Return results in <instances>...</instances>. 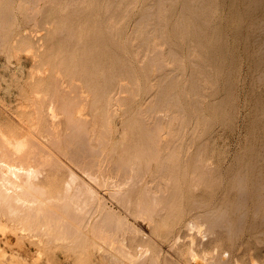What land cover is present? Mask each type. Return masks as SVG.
I'll list each match as a JSON object with an SVG mask.
<instances>
[{
  "label": "rangeland",
  "instance_id": "rangeland-1",
  "mask_svg": "<svg viewBox=\"0 0 264 264\" xmlns=\"http://www.w3.org/2000/svg\"><path fill=\"white\" fill-rule=\"evenodd\" d=\"M184 1H162L161 7L165 13L163 18L166 17L161 23L163 33L150 32L152 47H146L141 45L143 40H140L139 36L142 25L136 22L142 15L145 16L148 12L147 7L154 4L155 0H132V2L116 0L114 3L112 0L109 2L107 0H0V126L5 130L17 131L15 138L20 136L19 132L24 134L23 129L25 134H30L36 128L33 126L34 128L28 129L31 121L30 125L33 121L36 122L35 117L33 120V115L36 116V113L34 111L32 113L33 109L30 112L31 92L34 89L47 90L51 85L54 88L62 86L66 90H73L77 94L75 96H81L78 114L84 119L94 121L95 115L100 112L91 108L94 94L93 85L89 83L93 70L96 74V68L93 66L87 71L84 60L85 38L89 33H93L94 28V21L86 25L88 10L91 6L97 7V15L102 18L105 13L104 7L108 4L109 7L112 5V10L116 8L119 11L115 15L122 17L124 21L118 25L116 39L120 45L119 49L126 54L128 66L130 64L133 67L131 69L134 75L129 74L130 77L123 75L120 78L122 86L115 92L118 106L108 117L109 122L98 126L97 129V133H101L110 142L103 151L112 156L110 160L108 158L101 161V166L96 169L99 175V181H96L82 170L83 163L87 159L75 157V147L72 143L54 144L46 137L45 147H49L58 155L61 165H57L46 175L47 182L44 178L51 188L50 193L46 192L47 196L44 197L49 195L47 199H50V195L56 196L57 190L64 188V181L69 179V170H72L79 182L89 184L99 198L105 201L106 207L114 210L116 218L121 217L126 220L127 225L129 223L137 228L135 232L133 227L128 225L127 228L132 227L129 230L125 227L128 232L123 230V227L119 230L121 235L116 233L120 237L116 235V242H119H112L111 246L114 247L115 252L113 254L107 252L112 249L109 246V237L107 242L103 241L100 235L96 234L97 230L95 229V232L92 227L86 229L88 230L86 238L82 237L83 240L77 238L79 242L83 241L82 244L77 242V239L51 240L47 238L48 235L39 232L24 233L20 229L11 227L6 232L0 230L1 248L9 253L15 252L21 255L26 259V264H195L196 262L190 257L192 251L205 256L200 259L202 264H264V227L260 226L253 232L251 229V225L259 222L261 218L260 221H263L264 218V213L261 211L264 208V185L260 188L261 191L258 190L263 197V200L258 199L262 202L260 205L258 200L255 202L249 198L250 194L246 195L248 200L244 199L245 194L237 197L240 201H236V195H242L241 192L234 191L229 194L228 199H231L232 204L234 203L232 206L236 210L238 205H242L241 209L238 206L240 212L234 210L237 213L236 217L248 209L244 213L246 218L244 214L242 216L241 222H244L241 223L240 233L238 230H229L227 227L230 224H227L229 226L221 224L226 227L224 229L225 227L221 228L220 223L218 225L211 223L212 228H210L211 225L205 222L210 220L202 219L206 213L207 215L209 213L206 209H213L219 206L216 203L224 200V194L234 176L245 175L244 177L249 178L250 185L252 181L254 185L258 182L264 184V4L250 10L248 0H212L211 16L209 15L207 20L201 16L198 17L199 19H192L197 23L196 30L203 35V44L195 50L196 48L188 45L189 35L177 30V24L182 20L180 17ZM156 5L157 3L152 11H157ZM99 8H103V13ZM210 27L211 31L208 30ZM216 33L220 34L223 44L219 45L213 39ZM171 46L176 47L175 50L179 54L167 56L166 61L161 63L155 53L166 51ZM217 49L220 50L215 52ZM106 68L101 66L99 72H104ZM165 69L170 70L169 76L173 75L175 87L163 84L166 80L159 77V75L163 76L162 72ZM174 69L176 70L173 71ZM204 69L210 75L202 72ZM175 72L177 73L174 76ZM195 72L197 75L195 74L194 77L203 92L202 113L194 112L189 107L191 97H187L183 91L186 84L189 85L191 82V74ZM100 79L101 77L98 81ZM52 87L51 90H54ZM71 91L68 92L73 94ZM162 91L175 94L173 103L175 109L158 107L161 106V101L166 95L159 100H156L155 95L160 96ZM204 95L207 97L204 98ZM215 100H223V105L209 106ZM180 103L184 105H180L184 110L178 109L181 108ZM184 107L189 109L186 110ZM59 116L61 115H58V119L61 118ZM188 118H191L192 122ZM134 119H139L142 127L133 124ZM43 126L42 122L39 128L32 132L40 134ZM19 127L23 129L20 130ZM90 129H92L91 124ZM66 131L70 132L68 128ZM15 138L14 140L17 139ZM144 141L148 142L143 143ZM151 144L157 147L156 149L159 147L160 149L156 155L151 156L153 158L148 159L147 163L143 162L140 168L135 164L122 163L125 161L124 149L130 148L135 153L138 148L145 151ZM197 148L199 151L201 149V152L198 151L195 155ZM194 156H198L203 165H200L199 159L196 160ZM182 160H185L186 164L182 163ZM178 161L179 165H177ZM205 162L207 164H204ZM162 164L164 166L159 172L157 168ZM211 164L222 172L216 173L213 170L209 180L205 178L203 181H206L205 183H196L199 181L197 179L202 180L199 178L201 174L199 175L198 169L202 173L201 167ZM131 167L137 169L134 172L141 174V178L137 180L138 175L134 176L137 180L135 182L139 181L134 184L139 185L134 187L135 189L131 186L132 189L128 190L131 184L128 186L125 181L134 179L133 177L130 179L129 176V180L125 179L124 175L129 173ZM103 174L110 178L105 179ZM116 179L120 182L125 179L127 188L126 191L125 188L122 189L124 194L118 193L121 197L114 195L117 193L112 194L117 187L112 188L111 184ZM213 179L215 184L218 180L221 183L212 184ZM150 185H153L151 188L154 190L149 188L147 190L155 191V195H159L158 203H152L153 200H150L148 204V200L152 199L150 197L147 198L148 202L146 201L147 196H152L145 189ZM53 190L57 191L56 195ZM142 193H146V197ZM193 199L199 202L198 204L194 201L197 206L193 204ZM243 199L246 202L244 204ZM203 201L208 206L201 205V207L200 202ZM213 205L217 206L213 207ZM145 206L151 211L154 208L152 215L155 217L147 219L145 215H141ZM92 207V212L97 209L94 212L96 214H92V221L97 224L100 219L101 223L104 218H101L102 209L98 205L94 209ZM256 208L259 212L254 214ZM200 213L203 217H200L202 216ZM232 213V219H237ZM196 214L200 215L201 220ZM191 216L193 218L196 216L198 219H193ZM190 220L197 221L198 227L187 229L186 225ZM100 223L97 225L101 226ZM111 223L114 224V221ZM108 225L106 226L109 227ZM112 225L111 227H114ZM215 225L220 227L218 228L221 232L215 230ZM132 229L134 232L131 231ZM227 229L229 233L231 231L230 236ZM215 234L216 238L213 237ZM201 261L197 264H201Z\"/></svg>",
  "mask_w": 264,
  "mask_h": 264
},
{
  "label": "bare ground",
  "instance_id": "bare-ground-1",
  "mask_svg": "<svg viewBox=\"0 0 264 264\" xmlns=\"http://www.w3.org/2000/svg\"><path fill=\"white\" fill-rule=\"evenodd\" d=\"M107 1L109 2V0H107ZM114 1H116V0H112V3H114ZM130 1L132 2V0H130ZM162 1L163 0H155L154 4L149 5L147 7L148 12L145 14V16L142 15L138 19V21L136 22V23L142 25V31L139 34L140 40H143V42H141V45H146V47H152V45L150 44V36H149L150 32H152V31H154L156 33L162 32L161 31V23L164 20H166V17L163 18V15L165 13H163V7H161ZM263 1L264 0H248L249 9L251 10L256 6L260 7L261 4L262 5L264 4ZM211 2H212V0H185L184 1L183 12H182V15L180 17L182 20L180 21L179 24H177V30L184 33V34L186 33L189 35V37L187 38L188 45L196 48L195 50H198L199 47L203 44V42H202L203 35H202V32H200V34H199L198 30H196V26H197L196 24L197 23L194 22L192 19H194V18L199 19L198 17L201 16L204 18V20H207V17L211 14V11H212V5L213 4H211ZM156 3H157L156 6L158 7L157 11H152L153 6H155ZM150 9H151V11H150ZM104 10H105L104 11L105 13H104V16L102 18V17L97 15V7L92 8V6H91L88 10V16L86 19V25H88V23L92 24V22L94 21V26H93L94 28L92 31L93 33H89L86 36V38H85L86 47L84 49V52H85L84 60L86 62L87 71L90 70L91 67H93V66L96 68V74L94 73V70H93L92 76L90 78V83H89V85H93V92L92 93L94 94L93 100L91 102V108H92V110H96V111L98 109V112H100L99 114H96V115L94 113V115H95L94 121H92L90 119L89 120L84 119V117L82 118L81 115L78 114L77 110L79 109V103L81 101V99H80L81 96L80 97L75 96L77 94L73 90H72L73 91L72 92L71 90H66L64 87H63L64 88L63 89L62 86H59V88H58V87H56L57 85H55L56 88H54L51 85L52 89L54 88V90H51L50 86L47 88V90L34 89L33 92H31V99H29V101L32 103L31 105L29 104L30 105V112L33 109L32 113H33V111H34V113H36V116H34L35 114L33 115V120L36 118V122L33 121V124L34 123L35 124L30 125V123H32V121L31 122L29 121L30 122L29 127L28 126L27 127H28V129L30 127H32V128L36 127L33 130L30 129V131L32 130L33 132H35L36 131L35 129H38L39 125L43 122L44 126H43V130L40 134L39 133H33L32 131L30 134H28V133L25 134L26 132L24 131V129L22 127H19L20 130H21V128L23 129L22 132H24V134L19 132L20 131L19 130L18 134H20L19 137H21V138L16 137L17 138L16 139L14 136H15V133H17V131L12 132V130L11 131H9L8 129L5 130L2 126H0V230L2 232H6L9 228L15 227L16 229H20V230L24 231V233L25 232H29V233L30 232L31 233H38L39 232V233H42L44 235H48L47 238H49L51 240H72L73 241V239L76 240L77 238H79V239L82 237L86 238L87 231H88L86 229L89 227L90 228L92 227V228H94L93 229L94 231H95V229L97 230V232L95 231L96 234L98 233V235H100L99 237L102 238L103 241L107 242L108 241L107 238L109 237L108 238L109 244H110L109 246H111L112 242L115 243L117 240L116 235H117V237H120L119 235H121V234H119V232H120L119 230H122L123 227H124L123 230H126V229L129 230L132 227L134 230L135 229L137 230V228H134V226L129 224V223H128V225H131L132 227L129 226L131 228H127L126 226H128V225L126 223V220H123V218L121 219V217H118V216L116 218L115 217L116 215H114L115 213L113 212L114 210L109 209V207H106L105 201L103 202L102 198H99L97 193L91 187H89L90 186L89 184H87L85 182H84L85 183L84 184L81 181H80L81 182L80 183L78 178H77V175L72 170H69V174H68L69 179H67V181L66 180L64 181L65 182V185H63L64 188L61 190H57L58 191L57 195L55 194L57 191H55V190L52 191V192L55 191L54 194L56 196L50 195V199H47V198H49V195L46 198L44 197L46 195V192L48 194V192L50 193V191H51V188L46 184V182H47L46 175L49 174L50 171L54 170V168L57 165H61V161L59 160L58 155L56 153H53L49 149V147H45L44 141H45L46 137H47L48 141H50L51 143H54V144H61V143L70 144V143H72L75 147L74 148L75 157L77 159H81V158L87 159V161H84V163H83L84 168L82 170L86 173V175L91 177V179L96 180V181H99L98 180L99 175H98V171L96 169H98V167L101 166V161L106 160L108 158L110 160V158L112 156V154H107L103 151V148L106 147L107 144H110V142L107 138H105L103 135H101V133H99V132L97 133V129H98V126H102V125H104V123L109 122L108 117L110 116L111 113H113L116 110V108L118 106V98L116 97L115 92L117 91L118 88H120L122 86L120 81H119L120 78L123 75H127V76H129V74L134 75V73H133L134 71L131 69L133 67L130 64H129V66H131V67L128 66L126 54L122 49H119L120 45L116 39L117 35H118V31H117L118 25L121 24L122 21H124V20L122 17L115 15V14H118L119 11L116 10V8L112 10V5L109 7V4H108L107 6L104 7ZM99 11L101 13H103V8H99ZM146 24H147V27H146ZM263 24H264V22H263ZM255 25H256V23H255ZM259 26H260V24H259ZM211 27L208 30L211 31ZM262 31H263V29H262ZM222 36H223V34H222ZM213 39L219 45L223 44V41H222L219 33H216V35L214 36ZM154 46H155V48H157L156 45H154ZM162 48H163V46H162ZM175 49H176V47L171 46L166 51H164V50H162L160 52L157 51L158 53H155V54L157 55V58H159L160 62L164 63L166 61L167 56H177L179 54L178 51ZM219 50L217 49L215 52H218ZM210 59H212V58H210ZM216 60H217V58H216ZM194 63H195V61H194ZM101 66H106L107 68L104 72L100 73L99 69ZM204 66H206V65H204ZM175 70L176 69H174L173 71H175ZM158 72H162V71H158ZM202 72H205L206 75H208V74L210 75V73L208 71H206V69H204ZM169 73H170V70L165 69L162 72L163 76L159 75V77L166 80L163 84H165V85L167 84L169 87H175L176 84L173 83V82H175V79L172 78L173 75L169 76ZM176 73L177 72L174 73V76L176 75ZM184 74H186V73H184ZM195 74H196V72L191 74V76H190V78H192L191 82L189 85L186 84V88L183 91L187 97H191L189 107L194 112L202 113L203 112V110H202L203 106L202 105L204 104V100L201 102V98L203 97V92L200 90V84L197 83L196 78L194 77ZM99 77H101L100 81H98ZM181 79H183V78H181ZM171 83H173V84H171ZM163 86L164 85H162V87ZM60 88H62V91H64V93H62V91H60ZM181 89H182V87H181ZM65 90L68 94L65 92ZM160 90H162V88ZM68 91L69 92L71 91L73 94L74 93L75 94L74 95L70 94ZM157 95L158 94L155 95L156 100L157 99L159 100L163 95H166L163 97V100L161 101L162 102L161 106H158L160 109H167V110L175 109V106L173 104L175 101V99H174L175 94L174 93H166L164 91L163 93H161L160 96H157ZM222 96H224V95H222ZM206 97H207V95H204V98H206ZM180 101H177V102H180ZM224 104H225V102H224ZM180 105H181V103L179 104V106ZM222 105H223V100H215L209 104V106H214V107H221ZM31 106H33V108ZM184 108L186 109V107H184ZM178 109L184 110L182 107L181 108L178 107ZM188 109L189 108H187L186 110H188ZM190 113L192 115V112H190ZM190 113H189V116H190ZM30 115H31V113H30ZM58 115H61V116H59V117H61L60 119H58ZM189 116H187V117H189ZM99 117H100V119H99ZM182 117H184V115ZM65 119H66V121H65ZM188 119L190 120L191 118H188ZM189 120L187 122H189ZM62 121H63V123H62ZM132 122H133V124H137V126L142 127L139 119H134V121H132ZM191 122H192V119H191ZM64 123H66V125ZM62 124H64V127L66 126L65 129H64ZM90 124L92 126V129H90ZM67 128L69 129L70 132L66 131ZM14 138L18 142L16 140H14ZM148 141H144L143 143H147ZM182 144H184V143H182ZM148 146H149V144H148ZM147 148L145 151L144 150L142 151L141 148H138L135 153L130 148L124 149L125 156L123 158L125 161H123L122 163L124 165L135 164L136 166H138L140 168L141 164L143 162L147 163L148 159L153 158L151 156L156 155L157 152L159 151L158 149H160V147L158 149H156L157 147L152 146V144L150 147H147ZM149 148H153V149L150 150ZM197 149L198 150H196L197 152L195 153V155L199 151V148H197ZM174 151H175V149H174ZM181 152L182 151H180V153ZM199 152H201V149ZM187 154H189V153H187ZM172 156H173V154H172ZM175 157H178V156H175ZM95 158H98V159L96 160ZM186 158H185V160L187 161L188 159H186ZM194 158H196V160L199 159L198 156H194ZM194 158H193V160H194ZM178 160H179V158H178ZM179 161H181V160H179ZM179 161L177 162L178 163L177 165H179ZM184 161L182 163H184ZM199 162H200V159H199ZM208 162H209V160L207 161V163ZM175 163L176 162H174V164ZM207 163L205 162L204 164H207ZM184 164H186V163H184ZM177 165H174V166L177 167ZM197 165H195V166H197ZM200 165H203V164L201 163ZM162 166H164V165L163 164L159 165V167L157 168V170L159 172L161 171ZM211 166H208V165H205L204 167L202 166L201 167L202 173L198 169L199 175L200 174L202 175V176L200 175L199 178H202V180L200 181V179H197L199 181L196 183L203 182L205 178L206 179L208 178V180H209V178L212 177L211 175L213 174L214 171L216 173L222 172L221 169L216 168L217 166L214 167L212 164H211ZM214 168H216V169H214ZM136 170H137L136 168L131 167L129 170L130 174L126 173L124 175V177H126L125 179L129 180L128 176L130 177V179H131V177H133L132 179H134L135 178L134 176L138 175V177L136 176V179L139 180V178H141V176H140L141 174L140 175L136 174L134 172ZM236 170L237 169H235L234 172H236ZM184 172L185 171H183L182 173L184 174ZM223 173H224V171H223ZM259 175H260V173H259ZM107 176L108 175L103 174V177H105V179L110 178ZM219 176H221V175L219 174ZM244 176L242 177V176L236 175V176H234V178L231 179V185L227 187V192H225V194H224V200H221L220 202H218V200H217L218 203H216V204H219V206L213 205V207L214 206H217V207H215L213 209H211V208L206 209V212H207V210L209 212L208 215L206 213L207 216L205 215L203 217L202 213H200V215H202V216H200V215L199 216L203 217L202 219H204V220L209 219L210 221H212V222H210L208 220L205 221V222H207V224L211 225V223H212L213 225L214 224L218 225L220 223L219 225L221 226V228L225 227V226H222L221 224H224V225L230 224L231 227L229 225H227V226H229V227H227V228H229V230H232V229L238 230V232L240 233L239 230L241 229L240 228L242 225L241 223L244 222V221L241 222L242 216L246 211H248V209H245V212H243L241 210L242 215H240V216L237 215L238 217H236L235 214H237V213H235V211H234V210H236V208L234 206H232V205H234V203L233 204L231 203V199L229 200L228 196L231 192L239 191L242 193V195L241 194H239L238 196L236 195V198L239 196H243V194H245L244 197H246V195L250 194L251 197H249V198H252L253 201L255 200V202H256L258 199L263 198L259 192L261 191L260 188H263L262 185H264V184L259 183V182L254 185L253 181H252V184L250 185L249 178L244 177ZM44 178H45L46 182L44 181ZM125 179H123V180L125 181ZM137 180L134 179V180L125 181L127 185L131 184L130 186L128 185L129 188L125 187L126 184L124 181L120 182L117 179L112 181V184H111L112 188L117 187L115 189L116 191L114 190V192L112 194L117 193L114 195H116L117 197H121L120 195H118V193L124 194L125 193L124 190L126 191V188L128 190H130L131 186L133 189H135L139 185V184L138 185L134 184V182ZM221 180H224V179L221 178ZM191 181H193V178L191 179ZM131 182L133 183V185ZM205 182H203V183H205ZM121 183L122 184L124 183V185H121ZM135 183H139V181L135 182ZM140 183H141V181H140ZM217 183L215 184V181L213 179L212 184L219 185V183H221V182L218 180ZM224 184H222V185H224ZM152 186L151 185L149 187L145 186L146 187L145 189L147 190L149 188L150 190H154V188L153 189L151 188ZM122 189H124V190H122ZM150 190H147V192L149 191L151 193L152 191H150ZM220 190H222V189H220ZM258 190H260V191L258 192ZM154 192L155 191H153L152 194L149 193V195H152V196H147V197L145 196L146 193H142L143 196L146 197V201H147L148 197L152 198V199L148 200L149 202L147 201L148 204L151 202L150 200H153L152 203H154V202L158 203L157 200L159 197H157V196H159V195H157V194L155 195ZM215 197H216V195H215ZM144 198H143V201H144ZM217 198H218V196H217ZM236 198H234V199H236ZM55 199H56V201H55ZM244 199L248 200L247 197ZM244 199H243V201H244ZM252 199H251V201H252ZM195 200L193 199V204H194ZM212 201H214V203L216 202L215 199H213ZM212 201L209 200V202H211L213 204ZM236 201H240V200H238V198H237ZM243 201H241V202H243ZM258 201H259L258 202L259 205H260V203L262 204V202L260 200H258ZM195 202H197V201H195ZM209 202H207V203L211 204ZM93 203H94V205H93ZM197 203L199 204V202H197ZM200 203H202V204H200V206L206 205V204H204V201L200 202ZM244 203H246V202L244 201L243 204ZM235 204H236V202H235ZM97 205L99 206V208L102 209L103 216H101V218L104 217L103 220H101V223L99 222L100 219H99V221H97L98 225H99V223L102 224L101 226H98L97 224L94 223V221H92V218H93L92 214H96L94 212L97 209H95L94 212H92L91 207L92 206L97 207ZM194 205L197 206L196 203ZM206 206H208V205H206ZM238 206H237V210H239ZM241 206H239L240 209H241ZM96 207H94V208H96ZM146 208H147V206L143 207L141 215H145L147 219H149V217H155L152 215V212H154V208L152 211L150 209H148V208L146 209ZM248 208H249V206H248ZM209 209H211V211ZM242 209H244V207ZM255 210L253 212L254 214L257 211L259 212V210L257 208ZM261 211L264 213V208ZM232 212L234 213V216L237 219H232V217H231ZM239 212H240V210H239ZM249 214H250V212H249ZM254 214H253V217H254ZM196 216L199 218V216L197 214H196ZM196 216H195V218H193L194 217V215H193V217L191 216V218L198 219V218H196ZM261 216H262V214H261ZM261 216H260V218H261ZM244 217H245V214H244ZM254 219L255 218H253V220ZM261 219H259V222L251 225L252 232L254 231V229H257L260 226L264 227V218H263V221H260ZM199 220H201V219L199 218ZM113 221H114V224L111 223ZM247 221H248V219H247ZM188 222H189L188 225H186L187 229L189 227L193 229V227L197 226V221L190 220ZM232 223H233V225H232ZM186 224H187V222H186ZM247 224L248 223H246V225ZM106 225H108L109 227H107ZM111 225L114 227H111ZM115 227L116 228L118 227L117 228L118 232H117V229H114ZM125 227H126V229H125ZM216 227H215V230L217 229V231H220V229H219L220 227L219 226H216ZM107 228H109V229H107ZM210 228H212V225ZM243 228H244V226H243ZM133 229L131 231H133ZM224 229H226V227ZM224 229H222V231ZM247 229H249V228H247ZM128 230H126V231L128 232ZM136 230H135V232H137ZM229 230L227 229L228 235L231 234V231L229 233ZM126 231H125V233H127ZM213 231H214V229H213ZM138 232H140V231H138ZM116 233H118L119 235ZM235 233L236 232L234 231V234H233L234 236L236 235ZM123 235L121 237H123ZM228 235H226V236L229 238L230 235L229 236ZM215 236H216V234L213 237H215ZM224 236H225V234H224ZM79 239H77V242H79L78 241ZM82 240H83V238H82ZM82 240H80V242H79L80 244H82V242H83ZM84 241H85V239H84ZM117 242H119V241H117ZM113 248L114 247H112V249ZM107 249H108V247H107ZM192 249L194 250L195 248H192ZM111 250H109L107 252L109 254H113L114 249L112 251ZM110 252H112V253H110ZM108 253H106V254H108ZM190 257L192 258L191 260H193V262H196L195 264H197V262L201 261L200 259L204 258L205 256H201L197 252L192 251L190 253ZM203 261H204V259H203ZM202 263L203 262L201 261V264ZM0 264H26V259L19 254L18 255L15 254V252L9 253L4 248H1V246H0Z\"/></svg>",
  "mask_w": 264,
  "mask_h": 264
}]
</instances>
